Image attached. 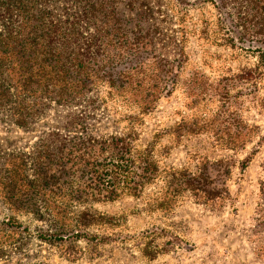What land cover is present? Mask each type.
I'll use <instances>...</instances> for the list:
<instances>
[{"label":"rangeland","instance_id":"1","mask_svg":"<svg viewBox=\"0 0 264 264\" xmlns=\"http://www.w3.org/2000/svg\"><path fill=\"white\" fill-rule=\"evenodd\" d=\"M109 2L117 11L112 20L121 28L115 35L125 47L115 67L135 66L127 74L143 86L135 95L151 93L157 99L151 111L140 114L136 146L154 144L161 168L195 170L203 161L225 160L231 198L213 208L186 196L163 209L154 200L161 181L149 184L140 196H86L88 201L73 198L66 176L28 195L12 197V187H0V264H264L259 251L264 228L257 213L264 182V0ZM103 14L107 19L108 13ZM172 77L175 83L166 93ZM96 94L103 102L90 127L96 136L124 130L129 115L140 112L107 82ZM83 109L53 103L29 127L0 120L3 161L17 155L32 165L34 156L29 157L39 150L54 158L56 149H43L39 141L65 132L66 121ZM248 128H256L253 137L237 149L217 141L218 133ZM188 131L198 133L177 136ZM210 172L219 176L213 166ZM3 177L10 181L8 173ZM84 187L78 183V195ZM52 211L64 217L44 214Z\"/></svg>","mask_w":264,"mask_h":264},{"label":"trees","instance_id":"2","mask_svg":"<svg viewBox=\"0 0 264 264\" xmlns=\"http://www.w3.org/2000/svg\"><path fill=\"white\" fill-rule=\"evenodd\" d=\"M109 1L67 0L56 4L51 0H0V120L29 127L53 103L85 108L66 121L65 132H52L39 141L37 146L43 149H56L54 158L44 156L39 150L29 157L35 159L30 166L22 156L3 161L0 154V187H12V197L21 192L28 195L47 190V186H55L66 176L73 198L88 201L86 196L96 199L102 195L107 200L123 193L140 196L149 184L161 181L154 200L163 209L175 206L186 196L213 208L225 206L231 198L224 178L231 172L225 160L203 161L195 170L161 168L154 144L136 146L140 114L151 111L157 99L151 93L135 95L143 92L142 85L128 80L127 74L135 66L115 67L124 59L121 50L125 47L116 36L121 28L112 20L117 11ZM103 12L108 13L107 19L101 17ZM173 69L174 66L167 70L170 75ZM173 77L164 87L166 93L171 92L175 83ZM105 82L140 112L129 115L124 130L96 136L90 127L95 110H101L103 102L98 94L92 93ZM130 94L139 98L133 99ZM254 131L248 128L246 132L235 131L226 136L218 133L217 141H223L224 148L237 149L253 137ZM197 133L180 132L177 136ZM248 160L243 163V169ZM212 166L219 176L211 175ZM7 173L9 182L3 177ZM78 183L79 188L85 186L84 194L83 191L77 194ZM86 188L92 192H85ZM261 199L257 213L264 228V182ZM44 214L56 220L64 217L60 211ZM44 214L38 212L40 217ZM259 251L264 255V244Z\"/></svg>","mask_w":264,"mask_h":264}]
</instances>
